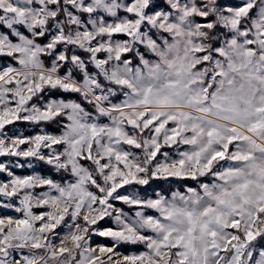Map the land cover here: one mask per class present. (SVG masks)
<instances>
[{
  "label": "snow or ice",
  "instance_id": "snow-or-ice-1",
  "mask_svg": "<svg viewBox=\"0 0 264 264\" xmlns=\"http://www.w3.org/2000/svg\"><path fill=\"white\" fill-rule=\"evenodd\" d=\"M164 3L0 0V157L60 175L0 161L19 200L0 207L21 214L0 216V264H264V0ZM18 121L60 131L9 135Z\"/></svg>",
  "mask_w": 264,
  "mask_h": 264
},
{
  "label": "rangeland",
  "instance_id": "rangeland-1",
  "mask_svg": "<svg viewBox=\"0 0 264 264\" xmlns=\"http://www.w3.org/2000/svg\"><path fill=\"white\" fill-rule=\"evenodd\" d=\"M121 2H125V0H121ZM219 2L221 4H223V5L237 6L241 2V0H233L232 3L231 2H228L227 0H219ZM157 3L161 7H166V5L164 3V0H157ZM119 15L120 16H123V15H127V14L124 13L123 10H120ZM108 19L111 20V18H108ZM120 38H123V37H120ZM71 51H74L76 54L81 55L85 59L88 58V55L86 53H84L82 50L78 49V48L71 47L70 48V52ZM50 61H51V59H50ZM8 63H13L14 64V62L12 60H10V61H4V62L0 61V66L5 65V64H8ZM49 97L50 98H62V97H54V96H49ZM64 99H66V100H72V99H67V98H64ZM102 122H107L106 118H103ZM40 128H42V127H40ZM40 128H38L36 130V132L32 133L31 135H34L35 133H37L40 130ZM5 131L9 135L19 134L21 132L24 135H27L26 134V129L21 128L17 124V122H15V123H13L11 125H7L6 128H5ZM46 131H48V130H46ZM59 131L58 132L48 131V132L55 133V134H59ZM186 148H187V146H181V149L182 150L183 149H186ZM164 150L165 151H168L170 154L175 155V148L164 149ZM44 151L47 152V149H45ZM13 158H15V159H13ZM16 158L17 157H0V161H4V162H9L10 161V162H12V167H13L15 165V162L17 161ZM221 163L223 164L224 162H221ZM29 168H31V171L30 172H22V173H15V174L16 175H19V176L30 175V174H33V173L39 174V172L37 170H35V168H34V162H32V167H29ZM7 179H9V178L7 177V174L6 173H0V180H7ZM211 179L209 181L204 180L203 182H211ZM56 180L59 181V179H56ZM192 187H195V186H192ZM133 190H136L135 185H133V186H127L126 189H123L121 191L131 192ZM41 191H48V189L46 187L45 188H42V189L41 188L35 189V193L36 194H39ZM173 191H175V190H173ZM181 191H183V190H181ZM140 195L147 196V197H151V196H153V193L144 194V193L141 192ZM167 195L170 196V193L167 194ZM0 202H3V203H12L15 207H19V200H18V198H12L11 200H9V198H7V197H0ZM114 203H115L116 207L122 208L124 211L131 213V210L129 209V207L127 205H123V204H121L119 202H114ZM36 211L39 212L40 209H36ZM146 211H148L150 214L158 215V213H156L154 210H146ZM5 215L18 216V215H21V214L15 212L14 207L13 208H2V207H0V216H5ZM69 222H70V220H69ZM100 223L103 224V226L107 227V226H109V225L112 224V221L111 220H107V221H102ZM66 231H67V228L64 226L63 223L60 226H58L57 229H55V232L58 233L60 236H62ZM229 231H232V230L229 229ZM49 235H52V234H49ZM53 239L55 240L56 238L53 237ZM56 242H58V240ZM105 242H108V241H106L105 238H103V237H99V236H93L92 237V244H93V246H95V244H97V243H105ZM144 250H145V248H144L143 245L139 249H137V248L135 249L133 246H131L128 249V251H124L123 248H122V246L119 249V251H121L122 253H125V254L139 253V252L144 251Z\"/></svg>",
  "mask_w": 264,
  "mask_h": 264
},
{
  "label": "trees",
  "instance_id": "trees-1",
  "mask_svg": "<svg viewBox=\"0 0 264 264\" xmlns=\"http://www.w3.org/2000/svg\"><path fill=\"white\" fill-rule=\"evenodd\" d=\"M228 2H231L233 0H227ZM50 57L46 58V61L50 64ZM11 59L8 57H0V61L4 62V61H10ZM48 96H54V97H62V98H67V99H74V100H79L80 97L78 96V94L76 93H63V92H53V93H47ZM17 124L21 127L26 129V134L27 135H31L32 133L36 132V130L40 127L48 130V131H52V132H58L60 129L59 127L55 124V123H47V124H40V125H34V124H30V123H26V122H17ZM15 159V158H13ZM17 160H19L21 163H24L25 166L23 168H16V167H12V171L14 173H22V172H30L31 168L28 167L27 163L23 160V158H16ZM34 162V168L35 170H37L39 172L40 175H44V176H48V177H52L54 179H59L60 180V175L56 174L54 172L53 169H51L48 165L39 162V161H32ZM65 176L67 177V174H65ZM211 179V177H202L201 180H207L209 181ZM187 184L189 186H195L198 187V184L196 181H171V182H163V181H153L152 184L150 186L147 187H139V186H135L136 190H139V193L141 194H147V193H153L154 190L156 191H160V190H167V189H171L176 190L177 188H179L180 190H183V185ZM170 191H166L165 194H169ZM133 246L135 249H139L142 245H122V248L124 251H128V249Z\"/></svg>",
  "mask_w": 264,
  "mask_h": 264
}]
</instances>
